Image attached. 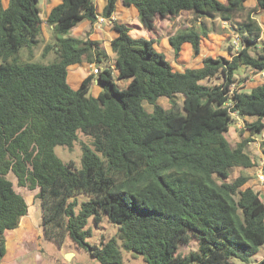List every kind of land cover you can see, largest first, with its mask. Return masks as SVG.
Wrapping results in <instances>:
<instances>
[{"label":"trees","instance_id":"obj_1","mask_svg":"<svg viewBox=\"0 0 264 264\" xmlns=\"http://www.w3.org/2000/svg\"><path fill=\"white\" fill-rule=\"evenodd\" d=\"M41 1L10 0L5 8L0 0V262L6 233L29 213L13 176L19 188L38 191L45 239L60 248L69 239L101 264H124L122 249L145 264H250L264 247V199L247 186L249 175L230 181V172L260 163L246 153L250 139L234 148L226 136L237 114L261 137L264 161V82L241 90V71L264 72L262 27L253 11L238 17L247 0H122L137 10L148 38H134L132 26L113 21L118 0H108L102 18L117 33L112 63L101 43L72 36L81 23L98 22L95 0H62L46 21ZM256 2L264 11V0ZM186 13L195 21L169 38L176 58L184 44L199 56L211 33L207 22L217 19L240 48L229 49L231 59L206 57L200 68L175 71L155 48V31L159 19ZM45 23L54 40L42 57L56 56L48 65L33 61ZM22 50L28 61L20 59ZM85 63L100 72L75 90L68 69ZM94 80L98 97L90 95ZM127 80L126 88L118 85ZM79 132L93 147L82 146L81 169L55 154L57 146L72 150ZM90 220L97 228L104 220L116 226V236L90 245Z\"/></svg>","mask_w":264,"mask_h":264},{"label":"rangeland","instance_id":"obj_2","mask_svg":"<svg viewBox=\"0 0 264 264\" xmlns=\"http://www.w3.org/2000/svg\"><path fill=\"white\" fill-rule=\"evenodd\" d=\"M43 2L44 1L42 0L40 4L42 5ZM45 6L46 5H44L43 8H45ZM125 20L126 22H129V24L133 23L134 18L132 12H129L127 14V18ZM117 21L122 23L124 22V20ZM193 21H195V17L184 16L176 22V24L174 25V30L189 27L190 25H192ZM207 23L211 33L207 39L203 38L202 51L199 56H195L193 51H189V49L186 47L183 49L181 56L176 58L174 54L170 52L171 47L169 45V42L164 43L165 46L163 48H161L160 46V50H163V53L169 58V61H171L172 67L175 71L182 72L187 68L201 67L202 65L200 63V60L205 55H210L213 57L222 56L229 58L227 49L229 47L236 48V45L234 43L236 38L235 35H232L231 32H229L228 28H220L221 21L219 19L213 22L209 21ZM217 23H219V27L216 26ZM159 31L160 33H162L161 29H159ZM213 33H215V35H212ZM72 35L84 40L89 39L92 41H98L102 44L106 52L109 54V61H111V63L114 62V55L112 53L110 43V40L114 37V30L112 24L109 21L99 22L98 25L85 22V24L74 28L72 31ZM40 39L41 43L34 51L33 61L46 65L52 64L55 61L56 57L53 52H50V54L46 58L42 57L44 46L47 43L53 42L54 40L53 31L47 24L44 25L43 33ZM20 59L22 61L29 60L28 53L25 50L21 51ZM1 63L2 61L0 60V64ZM100 66L104 68L106 66V62H103ZM72 73L73 72L70 71V78L68 79V82L71 87H77L76 83L72 84L70 80L72 79ZM246 77L247 79L245 81V87L241 88V90H243L244 92H250L253 87L264 82V76H253L249 72L241 73L242 79ZM126 82L129 81H118V85H120V87L122 88H125ZM214 82L218 83L219 81L217 82V80H215ZM96 89V85L92 87L90 95L94 96ZM161 103L164 107L169 106V103L166 100H163V102ZM144 105L147 111H152V107L149 104ZM246 120L250 123L253 121L252 119ZM226 136L232 147L234 148L238 143L250 139L251 142L247 147V152L258 161L262 160L261 148L259 146L261 143V137H253L251 132L249 130H246L245 121L243 119L235 116L234 122L230 127V131ZM83 145L89 148H93L92 138L79 132L78 141L75 143L72 150L67 147L57 146L55 148V154L63 162L73 161L76 164L77 168L81 169ZM239 173L240 170H236L235 172L234 170H232L230 181H233V178H237L239 176ZM244 174H247L251 177L249 185L252 186L257 192L259 191L262 198H264V178L260 169L253 168L250 170H246L244 171ZM9 178L13 181L15 190L19 194L23 195V197L27 201L28 205L30 206V216L33 215L37 223L36 228L33 231V233H35V237L33 238L34 241L30 242V248L26 249L25 255L14 261L15 264H101L98 260L93 259L85 250L78 248V246L69 239H67V241L61 248L58 247L55 243L45 239L42 227V208L41 203L37 199L38 191L31 192L27 189L19 188L16 179L13 176H10ZM80 198L82 200H85V196H81ZM88 227L92 229L93 236L88 239L87 242L92 246H99L102 240L108 241L111 238L115 237L117 234V227L111 225L105 220L100 224L99 228L96 227L93 220H90ZM190 250H192V245L190 247H183L181 249V251L183 252H188ZM260 250L264 251V247H262ZM122 254L124 264H145L144 258L140 255L127 252L123 249ZM231 263L243 264L237 259H232Z\"/></svg>","mask_w":264,"mask_h":264},{"label":"crops","instance_id":"obj_3","mask_svg":"<svg viewBox=\"0 0 264 264\" xmlns=\"http://www.w3.org/2000/svg\"><path fill=\"white\" fill-rule=\"evenodd\" d=\"M9 1L10 0H3V5H4L5 8L8 7ZM43 1L44 2L42 3V5L40 4L41 17H42V19L44 21H46V19H47L48 15L50 14L51 10L54 7L60 5L62 3V0H43ZM107 1L108 0H95V4H96L97 11H98V14H99V20H98L97 23H95L96 25H98L99 22H104V21H109L112 24V22L110 20H106V19L102 18V13H103L106 5H107ZM219 1L222 2L223 4H227L228 3V0H219ZM44 5H46L45 8H43ZM244 6H245L246 10L241 12L238 17H240V18L247 17L249 12L253 11L252 16H253V18H255L259 22L260 26L262 27L263 36H264V11L256 10V8H257L256 0H247L244 3ZM129 12H132L133 18H134L133 23L130 22L131 24H129V22H126V20H125L127 18V14ZM184 16L194 17V15L192 13H186V14H181L180 16L175 18V20L174 19L173 20H170V19H166V20L159 19L157 21V26H156V31H155V38L158 40V44H156L155 48L157 49L158 52L163 53V50H160V46H161V48H163L165 46L164 43L169 42V38L171 36L175 35V33L178 31V29L174 30V25L176 24V22L178 20H180ZM112 20L116 21L118 23H121V24L132 26L133 31L131 32V36L134 37V38H148L149 37V35L143 29V27H142V25H141V23L139 21V16H138L137 10L135 8H133V7L130 8V9L124 8L123 5H122V0H118L116 12H115L114 16L112 17ZM117 20H124V22L122 23V22H119ZM86 23H89V22H86ZM83 24H85V22L81 23L79 26H81ZM79 26H77V27H79ZM216 26L219 27V23H217ZM220 26H221L220 28H222V29L227 28L226 24L223 23V22H221ZM50 29L53 31V27H50ZM159 29H161L162 33H160ZM212 35H215V33H213ZM223 35H225V34H223ZM209 36H210V34H209ZM116 37H117V33L114 31V37L110 40V43ZM207 38H205V39H207ZM262 39H263V37H262ZM202 44H203V39L201 41V51H202ZM169 45H170V43H169ZM170 47H171V45H170ZM186 47L189 49V51L192 50V46L190 44H184L183 47H182V52H183V49L186 48ZM229 49H231V48L229 47L227 49L228 55H229V52H228ZM170 52L174 54V51H173L172 47H171V51ZM174 56H175V54H174ZM206 57H213V56H210V55L203 56V58L200 60L201 65H202L203 59L206 58ZM166 58L169 61V58L167 56H166ZM213 58H216V57H213ZM228 59H231L230 55H229ZM169 62L171 63V61H169ZM171 65H172V63H171ZM95 67H96L95 65H90V64H87V63L86 64H82V65L70 66L69 69H68V79L70 78V71L73 72L72 73V79H70V80H71L72 84L76 83V85H77V87H73L72 86V88L77 90L80 87V85L82 84V82L88 76L93 75L91 73H92V70ZM177 72H180V71H177ZM243 72H249V71L248 70H243L240 73H243ZM256 76H264V72L259 74V75H256ZM128 84H129V82L125 83V88L128 86ZM95 85L97 86V89L95 90L94 97H98L99 94L101 93V88L99 87V85L97 83V80H94V84H93L92 87H94ZM163 100L168 101V99H166V98L160 99L159 103L161 105H162L161 102H163ZM180 100L181 101L183 100L182 96L180 97ZM169 107H170V105L168 107H164V109H169ZM148 112H150V111H148ZM246 153H248L247 152V148H246ZM261 162H264L263 161V155H262V160H259L260 166L256 167V168L260 169V171L262 173L263 167L261 166ZM232 170H234V172L236 170H240V173H239V176H240L241 174L244 173V171L250 170V169L234 168ZM230 175H231V172H230ZM233 179L235 180L236 178H233ZM230 180H231V178H230ZM247 186L248 187H252V186L249 185V183L247 184ZM29 210H30V206H29ZM30 215L31 214L29 212L28 216L24 217L21 220L20 226L17 229L12 230V231H8L6 233V251L7 252H6V255L3 258V260L0 262V264H15L14 261H16L21 256H24L25 252H26V249L30 248V244H31L30 242L34 241L33 238L35 237V233H33V231L35 230L36 224H37L36 221H35L34 216L33 215L30 216ZM263 260H264V251L260 250V252H258V254L252 259L250 264H261Z\"/></svg>","mask_w":264,"mask_h":264},{"label":"built area","instance_id":"obj_4","mask_svg":"<svg viewBox=\"0 0 264 264\" xmlns=\"http://www.w3.org/2000/svg\"><path fill=\"white\" fill-rule=\"evenodd\" d=\"M235 45H236V50H238L239 48H240V43H239V41H238V38L236 37L235 38ZM112 68L113 69H115V67L114 66H112ZM99 69L96 67V68H94L93 70H92V73L91 74H93V75H98L99 74ZM234 116H237V114H234ZM238 117V116H237ZM264 136V135H263ZM261 166L263 167L264 166V162H261ZM262 175H263V173H262ZM263 178H264V175H263ZM263 181H264V179H263Z\"/></svg>","mask_w":264,"mask_h":264}]
</instances>
